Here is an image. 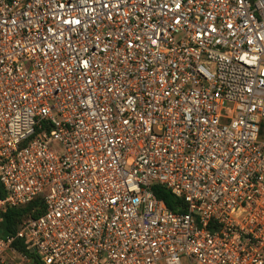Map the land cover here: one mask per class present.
<instances>
[{"label":"built area","instance_id":"2783aa9c","mask_svg":"<svg viewBox=\"0 0 264 264\" xmlns=\"http://www.w3.org/2000/svg\"><path fill=\"white\" fill-rule=\"evenodd\" d=\"M263 122L264 0H0V264H264Z\"/></svg>","mask_w":264,"mask_h":264},{"label":"trees","instance_id":"16d2710c","mask_svg":"<svg viewBox=\"0 0 264 264\" xmlns=\"http://www.w3.org/2000/svg\"><path fill=\"white\" fill-rule=\"evenodd\" d=\"M254 2L255 0H249ZM264 136V132L262 133ZM152 192L154 196L162 201L165 206L174 213L184 212L185 207L182 202L176 198L169 190L161 186H153ZM0 196H3V192L0 188ZM43 212V204L41 199H36L29 204L16 208H7L2 214V220L0 222V237L13 234L18 227V224L28 217H36Z\"/></svg>","mask_w":264,"mask_h":264},{"label":"rangeland","instance_id":"374dc122","mask_svg":"<svg viewBox=\"0 0 264 264\" xmlns=\"http://www.w3.org/2000/svg\"><path fill=\"white\" fill-rule=\"evenodd\" d=\"M263 132H264V122H263V125H262V132H261V135H262ZM262 138L264 139V136H262Z\"/></svg>","mask_w":264,"mask_h":264}]
</instances>
